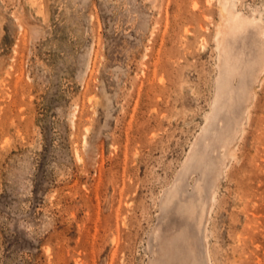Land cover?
Listing matches in <instances>:
<instances>
[{
	"label": "rangeland",
	"instance_id": "374dc122",
	"mask_svg": "<svg viewBox=\"0 0 264 264\" xmlns=\"http://www.w3.org/2000/svg\"><path fill=\"white\" fill-rule=\"evenodd\" d=\"M230 1L0 0V264H264V0Z\"/></svg>",
	"mask_w": 264,
	"mask_h": 264
},
{
	"label": "bare ground",
	"instance_id": "6f19581e",
	"mask_svg": "<svg viewBox=\"0 0 264 264\" xmlns=\"http://www.w3.org/2000/svg\"><path fill=\"white\" fill-rule=\"evenodd\" d=\"M230 1V0H229ZM231 2V1H230ZM225 4V3H224ZM227 4H229L228 2H227ZM229 7H230V5H229ZM228 7V8H229ZM232 7V6H231ZM222 10V9H221ZM228 10V9H227ZM226 19V18H225ZM228 19V18H227ZM240 25H243V23H241ZM238 70V67H236V65H233V64H231L230 66H229V72H230V74L233 76V77H235V74H236V71ZM227 85V84H226ZM225 85V86H226ZM224 90V89H223ZM231 96V95H230Z\"/></svg>",
	"mask_w": 264,
	"mask_h": 264
}]
</instances>
